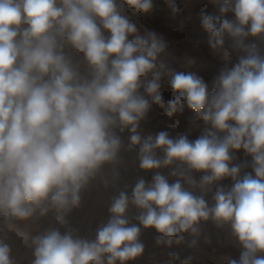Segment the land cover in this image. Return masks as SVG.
Here are the masks:
<instances>
[{"label": "clouds", "instance_id": "obj_1", "mask_svg": "<svg viewBox=\"0 0 264 264\" xmlns=\"http://www.w3.org/2000/svg\"><path fill=\"white\" fill-rule=\"evenodd\" d=\"M123 3L139 13L153 8V0ZM212 3L220 15L200 14L209 47L218 51L227 35L243 55L221 69L210 91L202 77L158 64L165 41L148 30L139 35L117 0H0V220L6 225L37 212H53L64 224L81 190L104 165L118 162L123 142L117 130L130 132L129 148L139 146L142 170L183 165L187 172L173 175L201 193L225 178L233 181L227 191L217 188L210 207L180 179L169 183L159 172L151 183L140 179L131 196L121 191L113 199L94 240L55 228L32 237V264H126L141 256V228L130 224V204L139 210V225L159 234L157 244L196 237L200 223L211 220L230 225L239 245L238 259L227 264H264V54L245 42L264 39V0ZM168 5L178 11L174 0ZM229 12L234 20L225 18ZM66 48L83 56L86 75ZM165 71L173 92L168 100L160 91ZM153 103L169 117L186 105L204 122L202 134L190 141L161 131L145 139L138 129ZM239 150L250 165L232 163ZM249 166L254 175L241 176ZM192 173H203L199 182ZM10 252L0 240V264H15Z\"/></svg>", "mask_w": 264, "mask_h": 264}, {"label": "rangeland", "instance_id": "obj_2", "mask_svg": "<svg viewBox=\"0 0 264 264\" xmlns=\"http://www.w3.org/2000/svg\"><path fill=\"white\" fill-rule=\"evenodd\" d=\"M174 3L178 5L176 13H172L168 0H153L151 11L139 13L124 4L123 0H117L122 14L136 25L139 35L144 36L145 30H148L155 32L165 41L166 47L157 58L158 64L163 62L167 70L194 73L202 77L211 91L213 80L220 74L221 69L236 63L243 53L232 47L233 42L227 35L221 49L213 51L209 47L208 34L201 27L200 14L220 15L218 4H213L212 0H174ZM225 18L235 19L232 12L227 13ZM245 42L255 43L261 54H264V39L249 36ZM65 53L71 57L81 74L86 75L88 69L83 56L70 48H66ZM150 78L149 76L148 79ZM169 81L170 76L166 71L162 72L160 91L166 100L173 98ZM140 91L145 94L143 88ZM204 128V122L197 119L186 105L183 112H177L169 117L162 107L153 103L146 117L140 121L138 131L145 139L150 135L154 138L159 132L164 131L172 139L185 135L190 141H194L202 134ZM117 134L123 142L118 162L104 165L81 190L80 203L65 214L64 224L56 220L53 212L45 216H40L37 212L25 221L15 222L12 227L0 220V240L9 245L10 255L15 264H32L34 259L32 237L50 228L58 229L62 235L70 232L74 238L94 240L97 229L106 224L111 215L109 208L113 199L121 191L131 196L138 180L144 179L146 183H151L157 172L164 175L169 183L180 179L185 188L196 195H204L210 207L214 204L213 197L217 188L223 187L227 191L233 184L231 178H225L210 186L207 192L201 193L199 188H191L179 175H173L174 172H187L183 165L173 164L155 170H142L139 166V146L129 148L130 132L125 130L120 133L117 130ZM163 155L162 150H157L158 158H163ZM234 155L233 164H251V157L243 150L235 152ZM245 172L252 173L251 167H244L241 176ZM191 175L199 182L203 173ZM138 214L139 210L130 204L127 217L130 224H136L141 228L139 240L144 245V252L126 264H227V258L239 257L240 248L231 234L230 225L217 227L211 220L202 221L198 236L185 234L180 244L173 243L168 246L156 243L159 234L155 229H144L139 225L136 220ZM193 239L196 240L194 246L191 245Z\"/></svg>", "mask_w": 264, "mask_h": 264}]
</instances>
